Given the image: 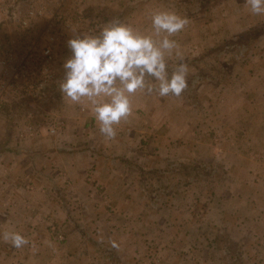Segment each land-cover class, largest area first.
<instances>
[{
    "label": "rangeland",
    "instance_id": "rangeland-1",
    "mask_svg": "<svg viewBox=\"0 0 264 264\" xmlns=\"http://www.w3.org/2000/svg\"><path fill=\"white\" fill-rule=\"evenodd\" d=\"M45 1L52 11L37 22L24 15L38 0H15L17 10L0 15V59L37 58L55 37L61 72L26 77L24 97L0 76V264H24L30 244L52 248L38 254L42 264H264V14L245 0ZM157 10L189 21L170 37L188 87L179 97L138 91L107 140L91 105L59 91L71 30L95 35L116 18L151 34ZM166 60L171 74L180 61ZM57 119L67 129L51 134ZM131 121L137 129L124 148ZM61 212L70 219L58 223ZM35 222L42 236L22 248L2 239L28 240Z\"/></svg>",
    "mask_w": 264,
    "mask_h": 264
},
{
    "label": "clouds",
    "instance_id": "clouds-1",
    "mask_svg": "<svg viewBox=\"0 0 264 264\" xmlns=\"http://www.w3.org/2000/svg\"><path fill=\"white\" fill-rule=\"evenodd\" d=\"M254 15L264 14V0H245ZM152 32L143 34L118 19L102 24L95 35L73 28L67 41L71 56L63 64L59 83L63 99L82 103L86 98L107 140H114L115 125L132 115L131 97L139 92L179 97L188 87V66L176 40L170 39L188 25L187 18L168 10L150 14ZM180 61L168 71L166 57ZM155 81V83H153ZM2 239L16 248L29 241L18 232H4ZM113 248H119L111 241Z\"/></svg>",
    "mask_w": 264,
    "mask_h": 264
},
{
    "label": "built area",
    "instance_id": "built-area-1",
    "mask_svg": "<svg viewBox=\"0 0 264 264\" xmlns=\"http://www.w3.org/2000/svg\"><path fill=\"white\" fill-rule=\"evenodd\" d=\"M15 0H0V15L7 13L12 7L15 6ZM38 3L31 5L26 14L24 15L25 19L34 20L37 22L38 20L43 19L47 16V12H51L52 8L49 7V3L45 0H38ZM52 2L59 3L63 0H51ZM17 10V8L11 9ZM20 12V11H19ZM22 13L20 12V15ZM25 21V25H31L30 21ZM34 22V23H35ZM58 23L61 27V21L58 17ZM47 45L42 49V54L34 58L33 55L25 54L20 55V60L16 58V56L9 52L8 57L5 59H0V76L2 77H9L7 80L6 87L9 89L14 90L15 94L21 95L19 97H24L28 94V87H26V77L34 75V76H44L48 75L49 77L58 76L61 72L56 67V55L55 52L58 48V43L55 40V37L48 38L46 40ZM33 59L37 61L35 66V70H29V60ZM20 64V65H19ZM1 88L3 89V85L1 84ZM14 98V97H13ZM53 95H49L47 97L46 102L50 100H54ZM84 103H88L87 99L85 98ZM3 105V100L0 103V108ZM85 111V109H83ZM67 129V124L62 119H57L54 124L49 126L48 130L51 134H57L59 132L65 131Z\"/></svg>",
    "mask_w": 264,
    "mask_h": 264
},
{
    "label": "crops",
    "instance_id": "crops-1",
    "mask_svg": "<svg viewBox=\"0 0 264 264\" xmlns=\"http://www.w3.org/2000/svg\"><path fill=\"white\" fill-rule=\"evenodd\" d=\"M77 128L78 127H76L74 130H77ZM136 129H137V127H136L135 122H133V121L129 122L127 131L125 132V135L123 136L124 139L123 138L122 139L120 138L123 141H119V143H123V147L124 148H126L127 145H130V144L133 143V142H131V135L133 133H135L133 131L136 130ZM79 132H80V130L77 133H79ZM114 150L115 149H113V150L110 149V152L111 151H114ZM123 152H125V150H123ZM74 167L77 168V165L75 164ZM32 217L31 218H32L33 221H42V219L39 218V217H36V216H32ZM57 217L58 218L56 219V221L58 223H64V222H66L67 220L70 219L69 216H64L62 212L59 213V214L57 213ZM43 221L46 222L45 219H43ZM35 224H37V222L33 223L34 228H32V230H30V235L28 236V240H30L29 243H31L32 239H34L36 237H39V236H42V232L43 231H42L41 225L38 224V226L35 228V226H36ZM73 232H76V231L75 230H72V228L70 229V227H69L67 234L70 235V236L71 235H75ZM80 246H88V244L87 243H82ZM27 248L28 249H24V250H27V253H30L31 255H28L27 256V258H28L27 260L24 259V261H23L24 264H42L43 258H41V254H40L39 255L40 259H39L38 258V254L44 252L46 249H52V248H50L48 246H45L44 248H41L39 246V248H37L36 250H34L31 244L28 245ZM49 251H51V250H49ZM53 251H54L55 254H57V248H56V246L53 247ZM60 251H62V250H60ZM55 258H56V255H55ZM0 260H2V259L0 258ZM52 264H56V263H52Z\"/></svg>",
    "mask_w": 264,
    "mask_h": 264
},
{
    "label": "trees",
    "instance_id": "trees-1",
    "mask_svg": "<svg viewBox=\"0 0 264 264\" xmlns=\"http://www.w3.org/2000/svg\"><path fill=\"white\" fill-rule=\"evenodd\" d=\"M252 32H254V31H249V32H247L246 34H244V35L242 36V38H245L246 36L248 37L249 35L252 34Z\"/></svg>",
    "mask_w": 264,
    "mask_h": 264
}]
</instances>
